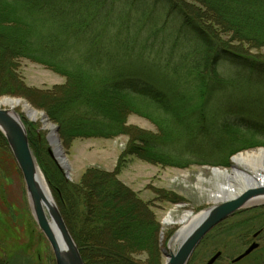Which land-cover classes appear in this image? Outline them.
<instances>
[{
	"label": "trees",
	"instance_id": "trees-1",
	"mask_svg": "<svg viewBox=\"0 0 264 264\" xmlns=\"http://www.w3.org/2000/svg\"><path fill=\"white\" fill-rule=\"evenodd\" d=\"M237 44L264 48V0H0V97L24 96L44 109L64 145L128 135L124 157L177 168L228 166L237 152L264 146V128L229 117L240 101L224 93L240 84L226 79L221 66L251 74L250 81L264 76V52L240 51ZM139 49L156 55L183 93L131 72L125 62ZM22 58L66 82L30 87L19 71ZM186 93L215 105L204 111ZM130 114L147 118L158 131L134 132ZM29 140L86 264H162V227L151 203L116 170L92 166L81 183H71L40 146L43 136L29 129ZM9 154L0 130L1 164ZM161 196L173 201L170 193ZM261 216L260 224L264 211ZM252 218L228 226L226 234ZM254 251L245 258L263 249ZM141 252L146 261L136 257Z\"/></svg>",
	"mask_w": 264,
	"mask_h": 264
},
{
	"label": "rangeland",
	"instance_id": "rangeland-1",
	"mask_svg": "<svg viewBox=\"0 0 264 264\" xmlns=\"http://www.w3.org/2000/svg\"><path fill=\"white\" fill-rule=\"evenodd\" d=\"M122 6L125 5L122 3ZM236 48L252 54L264 52V48L257 49L244 44H237ZM142 52L141 49L134 50L127 57L125 64L131 72L154 78L158 84L166 86L170 92L180 89V93L181 91L183 93L181 89L183 86L181 82H176L179 79L172 71L161 60L156 59V55ZM19 64L20 74L30 87L47 89L66 82L64 76L30 59L22 58ZM221 73L226 79H234V82L240 84L239 88H234L230 93H224L225 97H229L228 100L240 101V104L236 106L235 114L229 115L232 122L238 121L239 124L242 123L252 128L258 125L260 126L258 128H264V76H253L256 78L250 81L247 77L251 74H240L236 68L229 67L227 64L221 66ZM189 92L192 93L191 90ZM190 93L186 94L194 97L193 103L199 105L200 108L203 107L204 111L210 112V108L214 107V103L205 102L196 94L191 95ZM5 97L20 98L34 106L24 96L7 95ZM34 107L40 112L45 111ZM15 111L21 114L20 118L28 130V135L29 129L34 131V134L40 133L44 138L40 146L47 150L50 149L51 145L47 140L49 132L42 129V124L29 120L22 108H16ZM50 122L57 124L51 118ZM128 124L133 126L134 132L139 129L158 131L154 123L137 114L129 115ZM130 139L128 135H121L115 138H76L67 145H64L62 141L69 164L68 173L55 163L69 182L77 184L81 183L89 167L116 170L118 178L125 185L140 199L151 203V208L162 227L160 235L162 254L163 250L175 252L180 245L179 232L186 225L183 222L185 214L191 212L197 215L215 204L213 193L217 192V182L222 181L223 178L215 172V169L227 172L233 170V167L230 164L228 166L194 165L189 168L166 167L150 163L134 155L124 157L123 153ZM260 147L242 150L236 154L257 150ZM9 155L5 157L7 162L4 161L2 164L0 162V264H56L51 245L35 220L26 184L17 161L12 152ZM234 155L229 159L231 160ZM51 158L53 159L52 156ZM36 159L55 199L52 186L37 156ZM164 192L170 193L173 201L162 199L161 195ZM262 211H264V201L250 202L239 213L223 221L225 223L220 229H216L220 223L201 241L189 264H207L217 251H221L222 255L215 262L216 264H264V225H262L264 223L259 222L262 218ZM251 217L254 218L243 227L226 234L225 229L228 226ZM257 232L258 235L255 237L254 234ZM253 242H258L257 249H263V251H258L257 254L237 262L232 261ZM136 257L141 261H146L148 255L141 252ZM165 261L166 256L163 254L162 264H165Z\"/></svg>",
	"mask_w": 264,
	"mask_h": 264
},
{
	"label": "water",
	"instance_id": "water-1",
	"mask_svg": "<svg viewBox=\"0 0 264 264\" xmlns=\"http://www.w3.org/2000/svg\"><path fill=\"white\" fill-rule=\"evenodd\" d=\"M17 99L21 100L20 98ZM6 106L9 107L6 104L5 106L0 105V130L3 132L23 175L35 220L51 245L56 264H86L57 202L51 192H48V188L40 178L41 169L31 147L27 128L14 107L7 108ZM41 113L46 120L50 121L45 111ZM52 124L54 132L47 135V140L51 145L49 152L58 166L68 173L69 164H67V161L66 165L65 163L64 165L61 164L67 158L60 136V127L58 124ZM258 176L256 178L260 181L262 180L263 183L261 184H264V175ZM238 178L240 180L237 182L241 183L249 180L247 176L243 177V175H239ZM259 195H264V185H256L255 187L250 185L243 188L242 191L232 198L217 202L209 207L180 236V245L177 251L171 250L167 252L163 250V254L166 256L165 264H189L195 249L210 231L235 215ZM257 235L258 232L254 234L255 237ZM59 236L63 240V243H60ZM258 247V242L251 243L243 253L239 254L232 261H240ZM221 255L222 252L217 251L211 256L207 264H214Z\"/></svg>",
	"mask_w": 264,
	"mask_h": 264
},
{
	"label": "bare ground",
	"instance_id": "bare-ground-1",
	"mask_svg": "<svg viewBox=\"0 0 264 264\" xmlns=\"http://www.w3.org/2000/svg\"><path fill=\"white\" fill-rule=\"evenodd\" d=\"M3 104L8 105L10 107L16 108H22L24 114L26 117L35 122H40L42 124V129L46 130L47 132L52 133L54 132L53 124L46 120L44 116H42V113L40 110L36 109L34 106H32L30 103L26 102L25 100H18L16 97H3L0 99V105L3 106ZM18 115L21 117V114L18 113ZM66 161L68 164V160H63V164ZM230 166L233 167V170L231 171H221L215 169V172L220 175L222 178V181H218V189L217 192H214L213 200L215 203L221 202L227 199L232 198L237 193L243 190V188H246L250 185L256 186V185H264L262 180H258L256 177L258 175L263 176L264 175V148H258L257 150L252 151H246L241 152L236 155H234L230 160ZM232 171H234L232 173ZM239 175L247 176L249 180L246 182H237L240 180L238 178ZM259 177V176H258ZM40 178L42 179V182L47 186V183L45 181L44 175L40 170ZM242 179V178H241ZM244 180V179H243ZM48 192H50L48 188ZM264 201V195H259L252 199L250 202H260ZM249 202V203H250ZM204 213L201 212L197 215H193L191 212H187L183 218V222L186 223V225L183 227V229L179 232V239L180 236L183 235L187 229L192 225V223L197 220L201 215ZM171 219H169L170 221ZM60 243H63V240L59 236Z\"/></svg>",
	"mask_w": 264,
	"mask_h": 264
}]
</instances>
